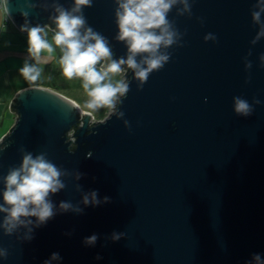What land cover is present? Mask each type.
<instances>
[{"label": "water", "instance_id": "1", "mask_svg": "<svg viewBox=\"0 0 264 264\" xmlns=\"http://www.w3.org/2000/svg\"><path fill=\"white\" fill-rule=\"evenodd\" d=\"M57 2L67 8L72 0ZM178 6L167 15L183 43L169 47V60L142 87L129 70L118 105L127 126L114 113L94 121L44 85L25 86L10 100L15 117L0 135V174L19 162L21 146L44 151L68 170L65 187L50 194L54 206L79 203L89 189L109 199L55 212L31 239L0 232L8 249L0 264H42L52 251L62 257L56 264H245L252 252L264 256V36L252 42L261 24L251 17L258 5L191 0V15L177 14ZM7 8L18 29L25 19L52 24V0H8ZM113 8L114 0H92L83 13L116 57L126 46L115 39ZM205 32L215 39H203ZM233 95L261 103L239 116ZM73 171L83 174L74 179ZM113 230L124 235L110 239ZM91 233L97 239L87 245L82 238Z\"/></svg>", "mask_w": 264, "mask_h": 264}, {"label": "clouds", "instance_id": "2", "mask_svg": "<svg viewBox=\"0 0 264 264\" xmlns=\"http://www.w3.org/2000/svg\"><path fill=\"white\" fill-rule=\"evenodd\" d=\"M7 3L8 0H0V14L9 15ZM91 3L92 0H72L66 8L52 0L53 12L49 13L52 24H29L25 19L19 29L25 34L26 52L34 62L26 57L18 71L26 80L36 82L42 78V65L55 58L64 77L79 78L86 94L87 109L98 111L106 107L109 114L123 118L124 112L118 105L129 88V70L131 79L140 88L151 71L169 60V47L183 43V32L167 13L179 5L175 9L177 14L191 15V0H114L115 39L126 46L125 55L116 57L107 37L86 22L83 6ZM256 3L258 6L251 11V17L261 26L252 42L264 36V22L261 21L264 0H256ZM21 15L27 17V12L21 9ZM210 38L215 39V34L205 32L203 39ZM251 64L252 61L245 60V68H250ZM258 66H264V52L259 54ZM231 101L233 111L239 116L250 115L254 104L261 103L257 97L250 103L241 95H233ZM122 122L125 126L129 123L126 118ZM4 147L6 145L0 142V150ZM20 151L19 162L0 174V232L15 233L17 239H31L33 228L45 223L55 212H81L80 203L95 205L109 199L107 195L98 197L96 189H89L81 192L79 203L60 200L54 206L50 194L65 187L62 177L68 175V170L54 163L44 151L33 154L22 146ZM82 174L79 171L71 173L74 179ZM122 235L123 232L113 230L109 238L115 240ZM82 239L85 244L92 245L97 234L91 233ZM7 255L8 249L0 246V260ZM61 259L59 252L52 251L42 264H56ZM245 264H264V256L258 251L252 252Z\"/></svg>", "mask_w": 264, "mask_h": 264}, {"label": "crops", "instance_id": "3", "mask_svg": "<svg viewBox=\"0 0 264 264\" xmlns=\"http://www.w3.org/2000/svg\"><path fill=\"white\" fill-rule=\"evenodd\" d=\"M0 127L6 126L3 134L12 124L15 114L10 109L9 103L16 92L28 85H44L53 87L49 82V72L55 58L42 65V78L36 82L26 80L18 71L20 65L27 57L29 62H34L26 52L25 34L19 30L11 20L0 14ZM51 33H49V38ZM58 55V52H57Z\"/></svg>", "mask_w": 264, "mask_h": 264}, {"label": "rangeland", "instance_id": "4", "mask_svg": "<svg viewBox=\"0 0 264 264\" xmlns=\"http://www.w3.org/2000/svg\"><path fill=\"white\" fill-rule=\"evenodd\" d=\"M49 74V82L53 86L52 88L73 99L84 111H88L91 115H94V121L103 119L108 114V109L106 107L101 108L98 111H90L86 108L84 104L86 94L80 84L79 78L73 77L72 79H68L64 77L60 72L56 60L54 61ZM5 127L6 126L0 127V132Z\"/></svg>", "mask_w": 264, "mask_h": 264}, {"label": "bare ground", "instance_id": "5", "mask_svg": "<svg viewBox=\"0 0 264 264\" xmlns=\"http://www.w3.org/2000/svg\"><path fill=\"white\" fill-rule=\"evenodd\" d=\"M82 110V109H81ZM85 112V111H84ZM87 112V111H86Z\"/></svg>", "mask_w": 264, "mask_h": 264}]
</instances>
